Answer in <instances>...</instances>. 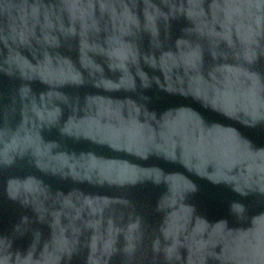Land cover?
I'll list each match as a JSON object with an SVG mask.
<instances>
[{"label":"water","instance_id":"obj_1","mask_svg":"<svg viewBox=\"0 0 264 264\" xmlns=\"http://www.w3.org/2000/svg\"><path fill=\"white\" fill-rule=\"evenodd\" d=\"M0 264H264V0H0Z\"/></svg>","mask_w":264,"mask_h":264}]
</instances>
